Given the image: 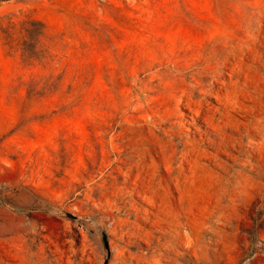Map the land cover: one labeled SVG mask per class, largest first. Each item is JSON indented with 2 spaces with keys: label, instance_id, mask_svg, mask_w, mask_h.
I'll list each match as a JSON object with an SVG mask.
<instances>
[{
  "label": "rangeland",
  "instance_id": "1",
  "mask_svg": "<svg viewBox=\"0 0 264 264\" xmlns=\"http://www.w3.org/2000/svg\"><path fill=\"white\" fill-rule=\"evenodd\" d=\"M0 264H264V0L1 1Z\"/></svg>",
  "mask_w": 264,
  "mask_h": 264
},
{
  "label": "trees",
  "instance_id": "2",
  "mask_svg": "<svg viewBox=\"0 0 264 264\" xmlns=\"http://www.w3.org/2000/svg\"><path fill=\"white\" fill-rule=\"evenodd\" d=\"M1 1H8V0H0ZM21 29L26 33L30 34L31 36L41 34L44 30V26L39 21H28L20 24Z\"/></svg>",
  "mask_w": 264,
  "mask_h": 264
}]
</instances>
